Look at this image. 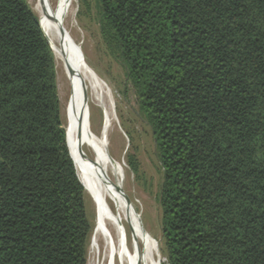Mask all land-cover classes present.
I'll return each instance as SVG.
<instances>
[{
    "label": "trees",
    "instance_id": "16d2710c",
    "mask_svg": "<svg viewBox=\"0 0 264 264\" xmlns=\"http://www.w3.org/2000/svg\"><path fill=\"white\" fill-rule=\"evenodd\" d=\"M78 3L152 135L162 264H264V0ZM92 233L52 50L0 0V264H87Z\"/></svg>",
    "mask_w": 264,
    "mask_h": 264
},
{
    "label": "bare ground",
    "instance_id": "6f19581e",
    "mask_svg": "<svg viewBox=\"0 0 264 264\" xmlns=\"http://www.w3.org/2000/svg\"><path fill=\"white\" fill-rule=\"evenodd\" d=\"M74 2L36 0L33 11L55 65L72 93V102L67 106L66 135L77 178L91 198L97 217L90 250L102 253L106 264H160L156 241L144 231L140 215L124 193V165L108 151V135L116 114L114 104L108 87L83 59L82 44L74 32L77 31ZM90 104L103 110L98 134L93 132L89 120Z\"/></svg>",
    "mask_w": 264,
    "mask_h": 264
},
{
    "label": "rangeland",
    "instance_id": "374dc122",
    "mask_svg": "<svg viewBox=\"0 0 264 264\" xmlns=\"http://www.w3.org/2000/svg\"><path fill=\"white\" fill-rule=\"evenodd\" d=\"M35 1L26 0L31 11H33ZM73 8L77 22V31L74 32L77 41L82 44L83 59L108 87L114 104V114L116 113V116L114 115L115 121L112 122V129L108 135L109 154L113 159L118 162L121 161L124 165L125 181L122 185L124 193L140 215V222L144 231L156 241L161 258L160 264H162L165 259L161 253L160 209L156 200L162 174L155 156L150 129L138 116L136 99L126 83L122 68L111 56L101 39L94 12H91L88 17L79 16L78 0H75ZM55 71L61 118L66 130L67 106L69 102H72V93L57 65H55ZM88 112L92 130L95 134H98L103 124V110L97 105L90 104ZM129 156L133 157L138 167L137 176L132 173L127 165ZM86 199L88 217L94 232L97 223L95 208L87 194ZM128 238V246L131 248L132 240L129 234ZM102 259V253L95 254L92 252L89 244L87 264H106Z\"/></svg>",
    "mask_w": 264,
    "mask_h": 264
}]
</instances>
